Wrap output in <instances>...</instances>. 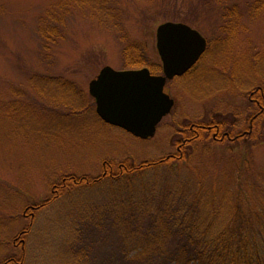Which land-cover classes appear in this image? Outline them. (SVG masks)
Here are the masks:
<instances>
[{
	"label": "rangeland",
	"instance_id": "rangeland-1",
	"mask_svg": "<svg viewBox=\"0 0 264 264\" xmlns=\"http://www.w3.org/2000/svg\"><path fill=\"white\" fill-rule=\"evenodd\" d=\"M223 4L0 0V264L12 257L21 264H86L79 259L91 249L104 256L121 242L118 232L90 229L88 221L105 215L111 184L90 181L119 165L177 154L185 125L210 119L244 128L251 92L264 87V2ZM167 22L191 26L208 46L187 75L168 83L175 107L144 141L98 118L89 84L105 66H152L161 74L156 30ZM191 146L181 150H193L188 163L124 180L131 184L125 200L159 210L164 200L157 194L167 188L187 205L206 193L227 206L223 219L230 218L238 189L254 184L256 201H264V120L259 135L240 143Z\"/></svg>",
	"mask_w": 264,
	"mask_h": 264
},
{
	"label": "trees",
	"instance_id": "trees-1",
	"mask_svg": "<svg viewBox=\"0 0 264 264\" xmlns=\"http://www.w3.org/2000/svg\"><path fill=\"white\" fill-rule=\"evenodd\" d=\"M219 2L224 5V0ZM232 14L228 16H234ZM145 64L143 62L142 65ZM148 68L154 69L152 66ZM251 93V114L248 120H244V128H238L235 121L210 119L207 122L185 125L178 130L182 135L176 143L180 149L177 154L139 165H119L116 172L107 170V174L90 181L95 186L107 179L111 184L110 190H107L111 201L104 208L102 206L104 216H94L88 221L89 228L102 231L115 228L121 242L117 247H110L102 257L91 254V249L90 252L81 253L82 259H78L86 264H264V201H256L261 197L260 192H254L257 190L254 184L246 190H236L237 201L233 212L229 219H223L227 206L221 207L209 201L212 196L209 197L206 193L193 198L187 205L184 197H178V192L167 188L157 194L164 202L158 204L159 210H156L147 208L150 202L137 204L131 198L126 201L124 193L127 188H131V184L123 182L131 180L133 176L142 177L151 170L157 171L166 166L175 168L188 163L193 150L186 151L188 154L181 150L198 142L204 145L237 144L259 135L261 121L264 120V87H258ZM255 95L259 98H253ZM251 191L256 199H248ZM155 193L152 191L150 194L155 196ZM142 205L144 209L141 208ZM143 210L149 212L148 215H143ZM154 211L165 212L156 216ZM196 212H202L204 217L195 214ZM178 214L184 216L180 217ZM26 233L27 231L22 232L23 235ZM75 259L77 260L76 257ZM9 263L21 264V261L12 257L9 258Z\"/></svg>",
	"mask_w": 264,
	"mask_h": 264
},
{
	"label": "water",
	"instance_id": "water-1",
	"mask_svg": "<svg viewBox=\"0 0 264 264\" xmlns=\"http://www.w3.org/2000/svg\"><path fill=\"white\" fill-rule=\"evenodd\" d=\"M156 39L162 75H152L147 68L118 71L105 66L89 84L97 115L141 140L155 136L175 105L165 93L167 82L190 71L207 48L206 39L183 23L161 24Z\"/></svg>",
	"mask_w": 264,
	"mask_h": 264
},
{
	"label": "flooded vegetation",
	"instance_id": "flooded-vegetation-1",
	"mask_svg": "<svg viewBox=\"0 0 264 264\" xmlns=\"http://www.w3.org/2000/svg\"><path fill=\"white\" fill-rule=\"evenodd\" d=\"M106 174V173H105Z\"/></svg>",
	"mask_w": 264,
	"mask_h": 264
}]
</instances>
